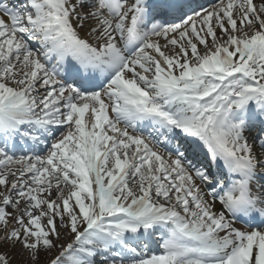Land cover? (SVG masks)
I'll list each match as a JSON object with an SVG mask.
<instances>
[{"label": "snow or ice", "instance_id": "1", "mask_svg": "<svg viewBox=\"0 0 264 264\" xmlns=\"http://www.w3.org/2000/svg\"><path fill=\"white\" fill-rule=\"evenodd\" d=\"M0 264H264V0H0Z\"/></svg>", "mask_w": 264, "mask_h": 264}]
</instances>
